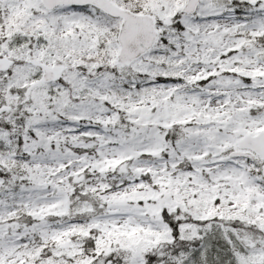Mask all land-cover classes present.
<instances>
[{
    "label": "snow or ice",
    "instance_id": "6c2138e0",
    "mask_svg": "<svg viewBox=\"0 0 264 264\" xmlns=\"http://www.w3.org/2000/svg\"><path fill=\"white\" fill-rule=\"evenodd\" d=\"M0 264H264V0H0Z\"/></svg>",
    "mask_w": 264,
    "mask_h": 264
}]
</instances>
